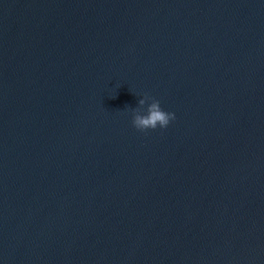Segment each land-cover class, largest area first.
<instances>
[{"label": "water", "instance_id": "obj_1", "mask_svg": "<svg viewBox=\"0 0 264 264\" xmlns=\"http://www.w3.org/2000/svg\"><path fill=\"white\" fill-rule=\"evenodd\" d=\"M0 264H264V0H0Z\"/></svg>", "mask_w": 264, "mask_h": 264}, {"label": "clouds", "instance_id": "obj_2", "mask_svg": "<svg viewBox=\"0 0 264 264\" xmlns=\"http://www.w3.org/2000/svg\"><path fill=\"white\" fill-rule=\"evenodd\" d=\"M151 100L148 104L145 114H141V109L145 104ZM175 120V114L165 112L160 102L147 95L139 101V107L133 109L132 125L139 132H147L148 130H155L157 127L160 129H166L171 121Z\"/></svg>", "mask_w": 264, "mask_h": 264}]
</instances>
